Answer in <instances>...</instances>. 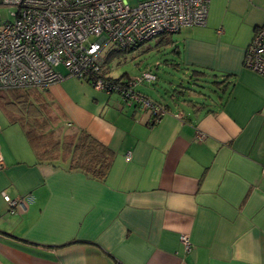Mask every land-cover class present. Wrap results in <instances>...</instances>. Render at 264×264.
I'll return each mask as SVG.
<instances>
[{
	"label": "crops",
	"instance_id": "obj_1",
	"mask_svg": "<svg viewBox=\"0 0 264 264\" xmlns=\"http://www.w3.org/2000/svg\"><path fill=\"white\" fill-rule=\"evenodd\" d=\"M207 6L204 25L169 38L183 68L233 81L216 112L175 104L150 126L117 93L73 76L48 86L68 122L113 152L102 181L37 163L0 105V264H264V74L243 64L264 0Z\"/></svg>",
	"mask_w": 264,
	"mask_h": 264
},
{
	"label": "built area",
	"instance_id": "obj_2",
	"mask_svg": "<svg viewBox=\"0 0 264 264\" xmlns=\"http://www.w3.org/2000/svg\"><path fill=\"white\" fill-rule=\"evenodd\" d=\"M0 5L12 8L0 24V89H42L65 75L82 78L99 70L108 45L132 50L183 26L204 25L208 13V0H143L133 6L127 0H0ZM243 64L264 73V29L254 32ZM154 78L145 71L126 86L102 78L92 80V86L106 93L113 89L124 102L138 104L158 120L166 110L133 91L139 82ZM3 199L13 206L22 201L7 194ZM180 241L185 250L190 248L187 235Z\"/></svg>",
	"mask_w": 264,
	"mask_h": 264
},
{
	"label": "trees",
	"instance_id": "obj_3",
	"mask_svg": "<svg viewBox=\"0 0 264 264\" xmlns=\"http://www.w3.org/2000/svg\"><path fill=\"white\" fill-rule=\"evenodd\" d=\"M170 35L161 34L155 39L153 45L145 42L139 43L132 50H121L115 47L107 54L102 55V63L98 71L88 72L82 78H76L91 85L92 80L102 78L110 82V85L117 86L120 84L126 86L133 77L127 73L112 77L109 74V60L118 53L131 52L139 47H144V50H141L140 53L154 49V51L160 52L161 55L168 54L162 60L167 67H171L173 70L181 68L188 70L186 80L193 85V88H189V90L194 92L200 99L194 100L193 98L183 97L185 87L181 83L172 85L171 80V90L164 88L159 99L134 89L135 86L133 91L150 99L155 105L165 110L170 107L164 101L167 97L176 105H181L182 102V104L196 109L202 108L205 112H216V108L221 107L228 100L233 81L227 74L220 75L200 68H183L178 60L180 52L178 47L173 45L170 40ZM139 54H136L135 57ZM147 72H151L155 76L151 80V82H155L157 75L151 70ZM47 89L48 87L42 89L37 87L0 89V105L8 120L11 123H17L22 128L37 163L47 162L55 165V162L58 161L64 163L69 171L81 172L90 178L102 181L111 166L113 152L88 132L68 122L65 113L48 96ZM113 91L112 89L111 93H117ZM134 105L138 106V104ZM156 122L157 120L150 119L149 125L152 126Z\"/></svg>",
	"mask_w": 264,
	"mask_h": 264
},
{
	"label": "rangeland",
	"instance_id": "obj_4",
	"mask_svg": "<svg viewBox=\"0 0 264 264\" xmlns=\"http://www.w3.org/2000/svg\"><path fill=\"white\" fill-rule=\"evenodd\" d=\"M129 5H136L138 2L143 0H127ZM12 10L11 7H6L0 5V23L6 19H9V13ZM146 44L153 45L155 43V39L145 42ZM145 44V45H146ZM142 48H137L131 52L127 53H118L113 56L109 62V74L112 77H118L123 73H127L128 75L135 77L140 76L143 72L151 70L157 75V80L155 82L143 81L135 85L134 89L141 91L143 93L149 94L151 97L155 99H159L160 94L163 93L164 88L171 90V84L176 85L177 83H181L185 89L183 97L193 98L194 100L200 99L194 92L189 90V88H193V85L188 83L186 80V74L184 73V69L173 70L171 67H167L163 62V58L167 57V55H161L160 52L154 51H144L142 53ZM111 49H115V46L110 44L103 51L102 55L107 54ZM140 53V54H139ZM136 54H139L135 57ZM133 56V57H132ZM156 65V68H155ZM59 70H64L63 67H59ZM64 72V71H63ZM171 80V84H170ZM188 88V89H187ZM215 96V95H214ZM166 103H168L171 107L175 104L170 101L167 97L164 99ZM182 105V102H181ZM180 105V106H181Z\"/></svg>",
	"mask_w": 264,
	"mask_h": 264
}]
</instances>
